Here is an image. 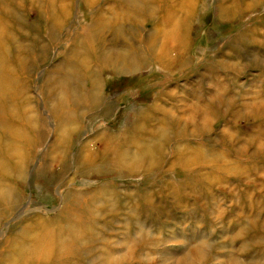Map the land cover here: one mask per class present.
<instances>
[{
  "label": "rangeland",
  "instance_id": "374dc122",
  "mask_svg": "<svg viewBox=\"0 0 264 264\" xmlns=\"http://www.w3.org/2000/svg\"><path fill=\"white\" fill-rule=\"evenodd\" d=\"M130 1L133 0H0V19L10 29V37L14 35L17 39L15 42L11 38L13 42L10 43L17 46L20 41L28 50L23 54L29 67L26 73L30 75H20L25 85L28 82L24 90L25 99L30 101L27 109H35L30 114L40 116L47 131L45 141L35 148V158L28 176L25 175L26 181L16 184L17 192L21 194L17 201L23 202L21 208L10 213L11 216L3 217L0 261L10 264L8 258L5 259L8 250L3 244L11 232H15V228H11L19 220L25 223L18 232L24 230L27 236L45 233L44 226L57 235L56 229L64 223L70 227L66 229L68 233L75 235L77 229L70 222L72 219L63 215L64 198L68 191L75 190L77 198L83 201L81 204H85V257L76 258L79 264H102L104 260L116 264L119 259H131V263L126 264H179V259L187 254L194 259L202 256L195 263L188 264H264V122L255 127L252 118L234 119L229 113L227 119L213 121L211 128L207 129L210 132L202 135V131L201 136L193 135L188 139L189 143H200L211 136L219 144L220 136L223 137L226 131L235 138L237 131L247 138L256 136L259 140L235 143L246 146L248 151L243 158L233 152L228 161L231 169L227 171H215L209 166L198 168L195 174L192 168L175 164L167 173L169 166L148 167L150 163L147 168L143 165L137 169L138 161L143 163L150 159L139 152L142 145L133 142L139 138L132 141L130 137L139 131L143 133L142 126H147L143 113L158 107H174L175 100L169 94L181 98L185 96V90L188 92L192 88L198 90L197 95L214 93L217 79L212 82L213 73L221 74V83H231L229 90L235 98L236 110H240L245 101L260 99H256V95L264 93L263 64L254 66L250 62L254 60L251 51L256 50L257 40L264 42V0H242L244 7L240 13H237L239 7L235 0H187L186 8L179 6V0H150L161 8L154 10L151 7L149 13L140 14L139 24H124V16L117 12L120 10L117 4ZM6 7L12 9L19 21L10 22L4 18ZM63 7L66 8L67 24L60 38L52 43L41 17L52 14L54 19L58 16L64 20L61 17ZM248 9L242 18L240 15ZM133 11L134 8L130 16ZM173 13L176 15L171 21ZM109 17L121 19V26L118 32L105 29L99 37L102 43L104 40L109 47L128 49L125 46L142 47L156 40L158 50L165 47L171 52L158 56L172 62L165 70L161 69L162 64L156 63L155 67L149 66L142 72L101 75V95L108 107L101 105L99 109L109 112L103 113V109L100 113L104 118L97 121L93 116H87L86 110L79 112V122L76 124L74 120L72 127V139L74 144L77 142L71 156L74 165L69 166L68 157L60 154L57 146L58 123L52 114L53 102L59 97L57 94L48 95L50 85L51 89L54 88V80L46 78L61 61L68 59L77 65L76 62L85 57L82 45L76 42L77 36L82 40L87 28V39L89 29H94L95 19ZM133 20L136 21L134 16ZM242 33L246 35L245 39L239 38ZM250 36L256 39L250 40ZM45 45L50 47L43 48ZM12 56L13 53L9 58ZM30 58L35 60L29 62ZM153 60L150 59V64L155 63ZM15 62L7 60L8 66L3 67L6 73L14 70ZM228 63L235 66L240 75L232 74V69L227 74L219 70ZM236 78L239 82L233 84L232 80ZM77 84L85 91L92 86L87 77ZM9 91L12 92L11 88ZM20 100L9 101L8 109L14 110ZM100 124L104 128H98ZM260 127L263 131L258 137ZM39 129L34 126L33 131L27 129L25 134L32 137ZM91 136L93 140L83 145ZM125 142H128L127 148L122 147ZM116 145L120 147L118 157L112 152L113 148L119 150ZM81 146L84 150L77 159ZM165 155L169 159L173 157L170 151ZM87 159L93 163L86 164ZM216 162H222L218 165L224 169L222 160ZM44 181H48L50 187H46ZM30 206L33 207L28 208ZM25 208L24 212L22 209ZM37 218L44 219L41 226H28ZM127 245L130 246L128 249ZM81 251L77 255H82ZM133 251L136 254L133 255Z\"/></svg>",
  "mask_w": 264,
  "mask_h": 264
},
{
  "label": "bare ground",
  "instance_id": "6f19581e",
  "mask_svg": "<svg viewBox=\"0 0 264 264\" xmlns=\"http://www.w3.org/2000/svg\"><path fill=\"white\" fill-rule=\"evenodd\" d=\"M235 1L238 3L237 5L239 7L237 13L243 12L244 4L242 0ZM161 3L164 4L163 2ZM178 3H180V7H185L184 4L187 3V0H179ZM117 6L121 10L120 11L117 9V12H121L120 14L124 16L122 18L124 24L125 22H135V24H139L138 17L141 16L140 14L144 15L149 13L148 11L151 10V7L154 10L161 8V5L150 0H133L129 3L119 2ZM133 8V15L130 16L129 14L132 12ZM65 9L66 8L63 7V13L61 16L64 17V20H61V18L58 16H56L54 19L52 14L43 15L41 17L43 28L48 32L50 41L52 43H56L58 38H60L63 29H65V25L67 24ZM247 11H249V9L240 16L244 18ZM221 12L223 13V9H221ZM4 14V18L10 22H16L17 20L19 21V18L16 17L17 15H15V13L9 7L5 8ZM175 15V13L172 14L170 18L171 21H174L173 18ZM8 16H10V19H7ZM133 16L136 21H131ZM3 21L4 20L0 19V54L2 55H0V96H2V102L0 103V226L3 223V217H9L11 216L10 213L13 214L19 211L21 208L23 202L17 201L19 200L21 194H18L16 184L20 185L26 181L28 169L35 158V148L40 144V142L42 143L45 141V136L47 134V131L44 127L45 125L42 122L40 116H33V114H30V112H35V109H27V105L30 104V101L29 99H25L27 96L24 90L25 87H28V82L25 85L23 80L20 79V75L22 73H26L29 68L27 66V60L24 58L23 54L24 51L28 52L26 49L27 47L25 44L20 43V41L18 42L17 46H12L10 41L13 42L14 40L17 42V39L14 37V35H11L10 37L11 31L10 29H7ZM124 24L122 23V27ZM163 24L165 23L163 22ZM120 26L121 19L119 18L118 20L110 17L107 19H95V23L93 25L94 29L93 31L92 29H89V32L86 36L87 39H85V29L88 31L87 28L84 29V35L81 36L82 40H80V37L78 36L76 38V42H79L82 45V50L85 54V57L82 60L76 62L77 65H74L75 62L70 60L68 61V59H66L65 62L61 61V64L57 66L55 65V70L49 73L47 76L48 78H46L48 81L54 80V83L52 84L54 88L51 89L50 85L48 88V95L50 94L51 96L52 94H57L59 97L53 102L52 114L58 123L57 132L59 131V142L57 146L59 147L60 154L63 153L66 155V158L68 157L69 166L74 165L71 156L77 142L76 144L73 142L74 140L72 137L74 136V131H72V127L74 126L73 123L76 122V124H78L79 122V112L86 110L88 113V115H86L90 117L93 116V118H95L94 120L97 121L104 118V116L100 113L104 108L99 109V106L102 105L108 107L104 102L105 100L103 95H101V75H104L108 72L115 74L120 72L127 74L142 72L149 66L152 68V66H154L156 63L159 65L162 64L161 66L163 68L161 69L165 70L172 62H170V59H167L164 56L160 57L163 52L167 55L171 52L165 50V47H162L160 50H158L156 40L152 42L150 41L151 43H145L142 47H135V45L129 44V47L125 46V48L128 49L119 48L120 50L117 49L116 46L109 47L107 45L108 43H104V40L103 43L101 40H99V37L105 33V29L117 31ZM252 30L253 29L250 31ZM251 34L254 33H250V35ZM250 37V40H252V38L253 40L256 39L255 37ZM239 38L245 39L246 35L242 33L239 35ZM255 46L257 47L256 50L251 51V53H253L254 60H252L250 63H254V66L263 64L261 71L264 74V58L261 59L264 55V42L257 40V45ZM42 47L49 48L50 46L45 45ZM260 47L262 49L257 50ZM1 51H3V53ZM11 53H13V56L12 58H9ZM42 56L43 55L40 54L39 57L42 58ZM151 58L154 59L153 62L155 61V63L150 64ZM10 59H12V61L16 60L14 64L16 70L14 67H12L14 70H9L6 73L3 67L8 66L7 60L10 61ZM31 60L33 61L35 59L30 58L29 62H32ZM210 65H213V63H210ZM223 65L219 67V70L221 69L220 71L222 73L227 74V72L231 71L232 69V74L240 75V71L238 72L235 66H229L230 63L225 64L224 66ZM26 74L27 76L30 75L28 72ZM219 74L213 73L212 76V82L215 83L214 78H216V82L218 83L215 84L216 88L214 89V93L210 92L209 89L208 91L210 93H208V95H197L199 93L197 92L198 90L195 91L192 88L188 92L186 90L185 92L182 91L186 96L181 97L184 99L179 97L178 99L175 97V94L171 93L169 95L173 98V100H175L173 102V108H167L169 109L167 110L166 108L158 107L151 109V111L146 114L143 113V117L147 121L145 125L147 126H142L143 133L139 131L134 135L132 134L130 137L131 140L133 138H139L138 141H132L142 145V150L139 152H141L143 155H146L145 158L148 160L150 159V161L143 162L144 164L141 161H138V166H135L137 169H141L143 165L147 168L148 163H150L148 167L169 166L170 168L167 173H169L175 164L176 166H181L184 168H192L195 171V174L198 172V168L206 169V167L209 166H212L215 171H227L231 169L228 161L230 160L229 157H231L233 152L237 157L240 156L243 158L246 156L248 151L246 146L243 147L235 143H239L243 140L259 139L256 138V136L247 138L245 135H242L240 131L235 132L237 135L236 138L234 135H231L228 131H226L223 137L220 136L219 144L217 143L218 140L216 139V142H214L213 140L215 139H213L211 136L207 141L204 140V142H188L190 141L188 139L192 138L193 135L196 136L200 134L199 136H201L202 131V135H204L206 132H210V130L207 129L211 128L212 122L217 119H227L226 116L229 113L234 119H239L241 117H245L248 120L253 119L256 122L255 127H258L262 124V122H264V93L256 95V99L260 98L259 100H254V102L251 101L252 103L245 101L243 102V107L240 110H236L234 106L235 98L233 95H231L232 91L229 90V84L231 83H221L219 80L221 74ZM85 77L91 80L92 86L88 91H85V88L82 85L79 86L80 84H77V81H83L85 80ZM232 81L233 84L239 82L237 78L233 79ZM10 88L12 92L9 91ZM245 96L249 97V95ZM20 98H22V100H20ZM16 99L20 100L17 101L19 106L17 107L16 105L14 110H9V101ZM108 110L110 109L108 108ZM107 112L109 111L104 109L103 113ZM74 120L76 121L74 122ZM79 125H75V127ZM34 126L35 129L37 127V130L40 128L39 131H34L35 133L32 135V137L26 135L25 131L27 129H32L33 131ZM98 128H104V126L100 124ZM258 130L259 137L263 129L260 127ZM227 134L228 137L226 136ZM92 138L93 137L91 136V138L87 139L83 145L86 146L91 140H93ZM171 145L173 148H171ZM63 146H67V148L65 147L66 150ZM82 146L76 155L77 159H79L81 153H83L84 147ZM116 146L119 147V145ZM127 146L128 142L122 143V147L127 148ZM167 151L172 153L173 157L171 159H169V156L165 155ZM112 152L114 153V157H118L120 154V147L119 150L113 148ZM232 157L237 158L235 156ZM221 160L223 161L224 169L218 165V163L222 162H216ZM57 161L58 159L56 160V163ZM110 161L112 165L113 160L111 159ZM59 162L62 161L60 160ZM75 162L76 165H78V160H75ZM80 163L82 162L79 161V164ZM91 163H93L92 160H86V164L90 165ZM215 164L217 165L215 166ZM202 172L203 170H201L200 173L202 174ZM25 175L27 176L25 177ZM15 176H18V178ZM44 183L46 184V187H50L48 181H44ZM64 201L65 205L63 207V215L66 217L69 216V218L72 219L70 222L75 225L74 229H77L76 234L72 235L68 233V230L66 229L70 227L64 223L63 226H59V228L56 229L57 235H53L49 227L44 226L42 229L45 231V233L43 232L41 235L33 234L31 236H27L24 230L18 232L20 230V226L22 227V225L25 223L23 220H19L11 228H15V232L12 231L8 239H6L5 243L3 244L5 249L7 248L8 250V255L5 259L8 258L10 264H79L78 262L80 261L77 262L76 258L79 260L80 258L82 259L85 257V204H81L83 201L80 197L77 198V193L75 190L68 191ZM31 207L33 206L28 208ZM22 210L25 212L27 208ZM35 216L41 218L40 215L36 214ZM43 222L44 219L41 220L37 218L35 219L34 224L28 223V226H41ZM129 247L130 246L127 245V249ZM80 250H82V255L79 256L77 255V252ZM134 254H136L135 251H133V255ZM111 256L114 257L113 255ZM201 257L202 256H199L197 259H194L193 256L187 254L184 255L182 259H179V264L195 263V260H199ZM116 261V264L131 263V259H119ZM0 264L7 263L0 261ZM102 264L108 263L106 260H104Z\"/></svg>",
  "mask_w": 264,
  "mask_h": 264
}]
</instances>
